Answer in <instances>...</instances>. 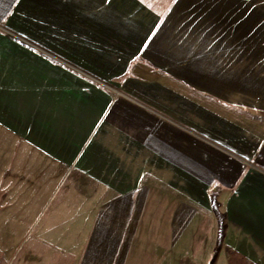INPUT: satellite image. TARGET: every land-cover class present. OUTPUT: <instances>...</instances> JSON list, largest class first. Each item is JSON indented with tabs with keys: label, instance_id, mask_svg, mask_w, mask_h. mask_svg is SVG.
<instances>
[{
	"label": "crops",
	"instance_id": "crops-1",
	"mask_svg": "<svg viewBox=\"0 0 264 264\" xmlns=\"http://www.w3.org/2000/svg\"><path fill=\"white\" fill-rule=\"evenodd\" d=\"M263 89L264 0H0V190L62 221L23 263L264 248Z\"/></svg>",
	"mask_w": 264,
	"mask_h": 264
},
{
	"label": "rangeland",
	"instance_id": "rangeland-1",
	"mask_svg": "<svg viewBox=\"0 0 264 264\" xmlns=\"http://www.w3.org/2000/svg\"><path fill=\"white\" fill-rule=\"evenodd\" d=\"M18 43L24 48H34L31 45L23 44L22 41ZM42 62L53 64L52 59L48 56ZM43 73L50 74L51 72ZM27 74L34 75L31 72ZM28 79H30L29 76ZM0 132L2 133V130ZM12 138L14 137L12 136ZM2 142V137H0V144ZM13 184H5V188L0 190L1 202L3 191L8 187L11 189L16 188L9 197L10 208L5 210L7 211L6 215H2L3 211H0V264H24L22 258L25 251L27 253L30 246H34L37 241L46 238L43 236L45 233L43 230H50L55 227L51 226L52 224L62 223L60 217L52 221L55 213L54 209L58 202V199L54 198L53 195L54 185H43V190L38 191L35 184L21 186ZM196 250L197 264H210L211 260L213 261L211 264H264V248H235L234 256H230L231 249L224 247L213 249L204 247L201 251L202 255L199 254V249ZM238 251L245 253V256L242 253L240 255ZM183 252H186V257H183V260L188 261L186 264H195L190 256L192 248L183 249ZM31 257H33V254ZM200 257L203 259L202 263L198 262ZM26 262L27 264H34L32 258H28Z\"/></svg>",
	"mask_w": 264,
	"mask_h": 264
}]
</instances>
